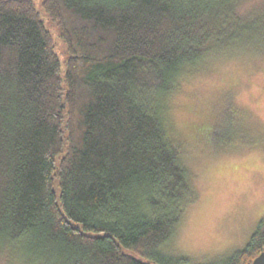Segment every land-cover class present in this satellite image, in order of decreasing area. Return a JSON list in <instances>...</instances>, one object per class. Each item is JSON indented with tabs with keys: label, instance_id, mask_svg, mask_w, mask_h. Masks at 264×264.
Segmentation results:
<instances>
[{
	"label": "trees",
	"instance_id": "1",
	"mask_svg": "<svg viewBox=\"0 0 264 264\" xmlns=\"http://www.w3.org/2000/svg\"><path fill=\"white\" fill-rule=\"evenodd\" d=\"M237 52H264V0H0V264H191L165 249L196 198L166 100ZM263 251L261 220L208 264Z\"/></svg>",
	"mask_w": 264,
	"mask_h": 264
},
{
	"label": "rangeland",
	"instance_id": "2",
	"mask_svg": "<svg viewBox=\"0 0 264 264\" xmlns=\"http://www.w3.org/2000/svg\"><path fill=\"white\" fill-rule=\"evenodd\" d=\"M166 101L196 198L165 249L191 264L217 262L244 249L264 220V52L209 58L185 70Z\"/></svg>",
	"mask_w": 264,
	"mask_h": 264
},
{
	"label": "water",
	"instance_id": "3",
	"mask_svg": "<svg viewBox=\"0 0 264 264\" xmlns=\"http://www.w3.org/2000/svg\"><path fill=\"white\" fill-rule=\"evenodd\" d=\"M252 264H264V251L254 259Z\"/></svg>",
	"mask_w": 264,
	"mask_h": 264
},
{
	"label": "snow or ice",
	"instance_id": "4",
	"mask_svg": "<svg viewBox=\"0 0 264 264\" xmlns=\"http://www.w3.org/2000/svg\"><path fill=\"white\" fill-rule=\"evenodd\" d=\"M261 160L264 161V151H262ZM262 168H264V164H262Z\"/></svg>",
	"mask_w": 264,
	"mask_h": 264
}]
</instances>
